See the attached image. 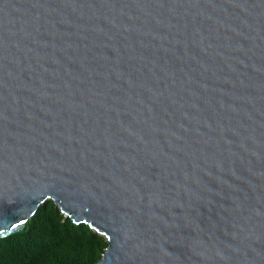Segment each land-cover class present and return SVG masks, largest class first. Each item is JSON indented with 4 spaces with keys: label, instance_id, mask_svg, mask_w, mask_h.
<instances>
[{
    "label": "water",
    "instance_id": "1",
    "mask_svg": "<svg viewBox=\"0 0 264 264\" xmlns=\"http://www.w3.org/2000/svg\"><path fill=\"white\" fill-rule=\"evenodd\" d=\"M48 201L95 264H264V0H0V238Z\"/></svg>",
    "mask_w": 264,
    "mask_h": 264
},
{
    "label": "trees",
    "instance_id": "2",
    "mask_svg": "<svg viewBox=\"0 0 264 264\" xmlns=\"http://www.w3.org/2000/svg\"><path fill=\"white\" fill-rule=\"evenodd\" d=\"M107 247L103 236L74 224L48 201L24 230L0 238V264H95Z\"/></svg>",
    "mask_w": 264,
    "mask_h": 264
},
{
    "label": "snow or ice",
    "instance_id": "3",
    "mask_svg": "<svg viewBox=\"0 0 264 264\" xmlns=\"http://www.w3.org/2000/svg\"><path fill=\"white\" fill-rule=\"evenodd\" d=\"M23 223H24V221H23V220H21V221H20V224H23ZM15 226H16V225H13V227H15Z\"/></svg>",
    "mask_w": 264,
    "mask_h": 264
}]
</instances>
